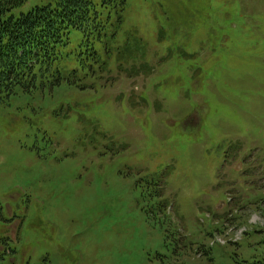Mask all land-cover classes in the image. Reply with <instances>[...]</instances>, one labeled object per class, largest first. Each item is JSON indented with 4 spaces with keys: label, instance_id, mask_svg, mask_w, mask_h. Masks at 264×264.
<instances>
[{
    "label": "rangeland",
    "instance_id": "374dc122",
    "mask_svg": "<svg viewBox=\"0 0 264 264\" xmlns=\"http://www.w3.org/2000/svg\"><path fill=\"white\" fill-rule=\"evenodd\" d=\"M127 3L75 82L0 105V264L264 260V0Z\"/></svg>",
    "mask_w": 264,
    "mask_h": 264
},
{
    "label": "trees",
    "instance_id": "16d2710c",
    "mask_svg": "<svg viewBox=\"0 0 264 264\" xmlns=\"http://www.w3.org/2000/svg\"><path fill=\"white\" fill-rule=\"evenodd\" d=\"M25 3L26 0H0V105L17 93L30 94L38 84H47L52 91L63 81L75 82V66L85 61L82 56L87 51L91 52L89 57L96 56L97 46L106 36L115 35L117 29L105 32V23L100 21L122 14L127 0H55L16 14ZM74 34L80 41L75 37L77 48L70 50ZM114 51L117 53L107 44L103 59ZM94 64L100 73L106 71L104 60L96 58ZM242 264H264V260Z\"/></svg>",
    "mask_w": 264,
    "mask_h": 264
}]
</instances>
